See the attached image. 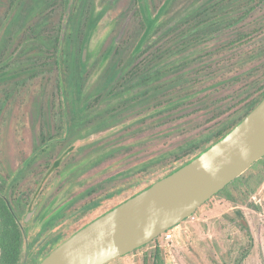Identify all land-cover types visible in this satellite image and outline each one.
I'll return each mask as SVG.
<instances>
[{
	"label": "rangeland",
	"instance_id": "obj_1",
	"mask_svg": "<svg viewBox=\"0 0 264 264\" xmlns=\"http://www.w3.org/2000/svg\"><path fill=\"white\" fill-rule=\"evenodd\" d=\"M79 1L51 0L42 12L44 31L30 33L39 39L22 43L11 39L10 0H0V77H5V83L0 80V194L17 214L23 253L40 249L34 264L180 166L182 162L172 163L173 150L229 120L264 90V0L229 6L232 20L177 41L175 55L135 79L130 77L133 67L147 48L169 39L188 18L217 1L95 0L86 31L78 24ZM68 44L79 57L73 81L66 77V65L62 63V72L58 66ZM32 45L36 65L23 60ZM8 66L27 73L4 76ZM156 73L164 74L144 84ZM60 77L66 81L65 93L57 86ZM178 81L176 90H161L162 103L185 88L197 96L178 108L156 111L149 95L157 86ZM5 91L12 94L8 104ZM158 158L166 167H148ZM255 196L246 206L215 196L177 226L172 241L161 236L111 264H155L157 250L162 264H264V183ZM37 205L36 217L25 226L28 209Z\"/></svg>",
	"mask_w": 264,
	"mask_h": 264
},
{
	"label": "water",
	"instance_id": "obj_2",
	"mask_svg": "<svg viewBox=\"0 0 264 264\" xmlns=\"http://www.w3.org/2000/svg\"><path fill=\"white\" fill-rule=\"evenodd\" d=\"M262 159L264 99L203 153L89 222L40 264H111L126 257L193 217Z\"/></svg>",
	"mask_w": 264,
	"mask_h": 264
},
{
	"label": "trees",
	"instance_id": "obj_3",
	"mask_svg": "<svg viewBox=\"0 0 264 264\" xmlns=\"http://www.w3.org/2000/svg\"><path fill=\"white\" fill-rule=\"evenodd\" d=\"M51 0H10V7H11V16L10 20L13 23V30L11 32L12 37L11 39H23L22 43H24V39H39L38 35H34L33 37L30 33L36 34L37 30L40 32L44 31V26L46 22L45 14L42 16V12H47V4H49ZM79 1V0H78ZM217 1L212 4L210 7H206L204 9L199 10L195 13L191 18H188L186 21V25H182L181 27L177 28L173 33L169 35V39H163L156 43V45L147 48L142 56L144 57L140 64L133 67L132 74L130 77L133 79L136 78L137 75H141L145 69L152 67L151 65H155L157 62L163 63L164 60L171 56L175 55L176 49V42L181 41L193 34H202L205 29L208 28H220L226 22L232 20V16L229 15V6L232 5H239L241 2L245 0H214ZM82 2V3H81ZM79 1L80 7V23L85 30L89 27L90 22L92 21V10L94 7L95 0H81ZM212 3V2H211ZM210 3V4H211ZM137 4V1L135 5ZM209 4V5H210ZM140 20V26L142 31L145 28L144 21L141 17V13L139 9L134 10V19L138 18ZM84 23V24H83ZM181 28V29H180ZM78 32V30H74L72 32L73 36ZM43 33L41 34V36ZM241 38V37H240ZM198 39V38H197ZM55 40H59L58 38ZM70 42V41H69ZM190 39H187L185 42H182V45H185L183 49L188 48V43ZM235 42H233L234 44ZM15 46V45H14ZM18 46V43L15 47ZM72 44H68V48L66 49L64 54L60 55V61L58 60L59 72H62V63L66 65V71L69 73L66 77L69 78V81H73L76 77L78 78V71L80 68L77 67L79 57H77L73 52H71ZM32 49L25 53L26 57L23 60H27L32 62L36 65L37 56L38 54L34 53L36 45L31 46ZM38 48V47H37ZM56 48V43H55ZM1 50V46H0ZM16 49H13V51ZM8 51V50H4ZM1 54V51H0ZM7 54L6 52L3 53V56ZM19 62L16 66L19 67ZM61 63V64H60ZM9 66L7 67L4 73V76L9 74L14 76V73L17 76L21 77L22 75L26 74L27 71L24 72L23 68L19 70H9ZM23 69V70H22ZM164 73H156L155 75H150L147 77L144 84L149 83L150 80L155 79L157 75L161 76ZM43 75V74H41ZM158 76V77H159ZM4 79V80H2ZM66 79V78H65ZM1 82L5 83V77H0ZM57 84L59 92L65 93L66 91V81L61 80ZM178 82L170 83L165 86H157L155 94H151L149 96H154V101L156 104V111H159L160 108L170 107L173 108L177 105L181 106L185 102L192 101L197 94H193L191 91L185 88L179 92H172L171 96L178 93L176 98L169 97L170 100L162 103L163 100H160L158 97L161 93V90L165 88L171 89L174 91L178 88ZM170 91V92H171ZM126 96L129 98V105L134 103L133 97L131 96L130 92H125ZM12 94H8L5 91V96L7 104L9 103V96ZM14 96L10 98V101L13 99ZM264 99V90L260 93V95L256 99H252L250 102L246 103L241 109L235 111V114L227 121L224 120L220 121L215 127L208 131L207 134L201 136L198 140L190 143L189 145L181 146L170 153L172 155V163L175 162H182L180 166L174 168L168 174L172 173L176 169L180 168L182 165L186 164L187 162L191 161L193 158L197 157L201 153H203L207 148H209L212 144L223 138L227 133H229L232 129H234L243 119H245ZM2 101V100H0ZM4 101V100H3ZM177 106L176 108H178ZM175 108V109H176ZM169 155V154H168ZM169 156V157H170ZM166 157V156H164ZM163 158H158L153 162L149 163L148 167H153V169H157V166L160 163H163ZM186 160V161H185ZM147 166V164H146ZM145 167V166H144ZM142 168L141 170L147 169V167ZM161 167H166V162L161 164ZM167 174V175H168ZM166 176V175H165ZM161 179V178H160ZM159 180V179H158ZM264 183V159L257 162L249 171H247L244 175L239 177L234 183L230 186L225 188L216 196L222 197L225 200L240 206H246L251 198H253L254 194L260 189V187ZM153 184V183H152ZM151 185V184H150ZM148 185L147 187H149ZM146 187V188H147ZM145 189V188H144ZM97 201V200H96ZM9 203V199L6 197L5 194L1 192L0 194V264H20L22 257H23V245H24V234L22 231V227L18 222L17 214L14 208ZM155 264H162V258L160 256L159 250H157L156 255V263Z\"/></svg>",
	"mask_w": 264,
	"mask_h": 264
},
{
	"label": "flooded vegetation",
	"instance_id": "obj_4",
	"mask_svg": "<svg viewBox=\"0 0 264 264\" xmlns=\"http://www.w3.org/2000/svg\"><path fill=\"white\" fill-rule=\"evenodd\" d=\"M34 208V207H33ZM32 208V209H33ZM32 209H28V212L30 211V210H32ZM36 217V215H34V217H33V219ZM33 219L31 220V221H33ZM31 221L29 222V223H25L24 222V225L25 226H28L29 224H31ZM44 239H42L37 245H36V247L43 241ZM61 244V243H60ZM60 244H58L57 246H59ZM56 247H54V249H55ZM53 249V250H54ZM40 250V249H39ZM38 250V251H39ZM37 249L35 250V248L34 249H32V250H29V251H27L26 253H23V257H22V261H21V263L20 264H34L35 263V259H36V255L38 254L37 252ZM49 255V254H48ZM47 255V256H48ZM44 259V258H43ZM41 263V262H40ZM39 263V264H40Z\"/></svg>",
	"mask_w": 264,
	"mask_h": 264
},
{
	"label": "built area",
	"instance_id": "obj_5",
	"mask_svg": "<svg viewBox=\"0 0 264 264\" xmlns=\"http://www.w3.org/2000/svg\"><path fill=\"white\" fill-rule=\"evenodd\" d=\"M253 198L256 199V196L253 197ZM191 218H194V217H191ZM176 228H177V227H176ZM176 228L171 229V230H169L167 233L163 234V235H162V240H163L164 242H170V241H172L173 238H174V234H173V232L176 230ZM158 239H161V238H158Z\"/></svg>",
	"mask_w": 264,
	"mask_h": 264
},
{
	"label": "crops",
	"instance_id": "obj_6",
	"mask_svg": "<svg viewBox=\"0 0 264 264\" xmlns=\"http://www.w3.org/2000/svg\"><path fill=\"white\" fill-rule=\"evenodd\" d=\"M129 256V255H128ZM127 257V256H126ZM126 257H123V258H126ZM123 258H121V259H123ZM120 260V259H119Z\"/></svg>",
	"mask_w": 264,
	"mask_h": 264
}]
</instances>
